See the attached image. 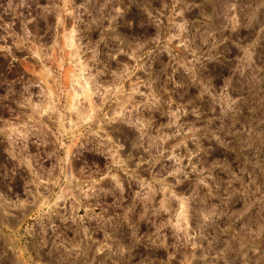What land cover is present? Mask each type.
Listing matches in <instances>:
<instances>
[{
	"label": "rangeland",
	"instance_id": "374dc122",
	"mask_svg": "<svg viewBox=\"0 0 264 264\" xmlns=\"http://www.w3.org/2000/svg\"><path fill=\"white\" fill-rule=\"evenodd\" d=\"M0 264H264V0H0Z\"/></svg>",
	"mask_w": 264,
	"mask_h": 264
},
{
	"label": "flooded vegetation",
	"instance_id": "af4514ba",
	"mask_svg": "<svg viewBox=\"0 0 264 264\" xmlns=\"http://www.w3.org/2000/svg\"><path fill=\"white\" fill-rule=\"evenodd\" d=\"M102 8V6L99 7L101 11ZM101 14L102 13L100 12V15ZM128 32L129 34L127 35H129V38L123 41H125V43H133L135 30H129ZM154 83V91H151L155 95L153 100L151 97L147 96V98L141 100L140 103L134 101L133 103L128 104V107H132V109L125 106L122 114L123 119L118 118L115 120L114 137L116 139V148L126 149L128 152L129 150L133 152L137 147H140L141 155L138 152L136 156L129 157V159L133 160L132 163H136L137 161L142 163L145 162V160H151L150 157L147 159L144 154H150L151 150L162 144L163 140H160V134L166 132L169 127V116L176 117L177 113L175 112V109L177 110L180 108L179 110H182L184 104L182 99L184 98L186 89L185 83H176L169 87L168 79L164 78H155ZM170 100H172L173 103L170 102ZM178 115H181V113L179 112ZM120 123L122 125H120ZM140 138H142L140 142L136 141ZM166 167L167 164L164 162L160 163L155 166L152 172L163 174L162 172L165 171ZM151 169L150 162H148V166L141 167L140 171L143 170L145 174H149Z\"/></svg>",
	"mask_w": 264,
	"mask_h": 264
}]
</instances>
